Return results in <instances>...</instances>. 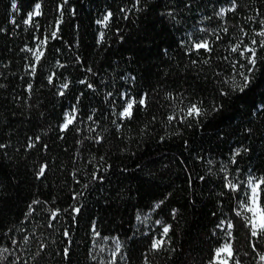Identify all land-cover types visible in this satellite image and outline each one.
<instances>
[{"label":"trees","instance_id":"trees-1","mask_svg":"<svg viewBox=\"0 0 264 264\" xmlns=\"http://www.w3.org/2000/svg\"><path fill=\"white\" fill-rule=\"evenodd\" d=\"M262 21L264 0H0V264H210L229 220L236 259L264 264V238L236 215L248 177L264 176ZM193 103L205 114L184 120Z\"/></svg>","mask_w":264,"mask_h":264},{"label":"snow or ice","instance_id":"snow-or-ice-1","mask_svg":"<svg viewBox=\"0 0 264 264\" xmlns=\"http://www.w3.org/2000/svg\"><path fill=\"white\" fill-rule=\"evenodd\" d=\"M12 7L15 8L16 4L13 3ZM235 7V3L233 2V8ZM41 5L39 3L35 4L34 11L30 12L28 14V18L24 21L25 24H30L32 22V18L35 16L41 15ZM231 10V9H229ZM224 14V9H221L220 15ZM112 17V13L108 12L102 20L97 21L98 24H101L103 26H107L108 22L110 21ZM61 23V20L56 21V30H54L51 33V37L53 39H56L58 37V32H59V24ZM262 27L261 30L257 33V35L264 37V21L261 22ZM100 40H103V33L100 34ZM47 42V39L41 40L39 42V45L36 50L29 49V51L32 52V55L34 56L35 60L38 62L44 55L43 50L40 48V45H43ZM99 42V41H98ZM257 41L253 39L251 41V46L250 45H245L243 50L240 51L241 56L247 55V60L252 67L247 69V73H251L254 71L255 65H256V47ZM259 46L264 48V40H261L259 42ZM194 49L196 51H199L200 49H204L205 51H211L209 42L207 40L196 43L194 45ZM240 50V45L237 44L232 47L233 52H237ZM207 63V61H205ZM36 67L35 65H32V72L35 73ZM240 80L236 81L235 77L232 78V87L233 90H238L241 93H243L251 84V76L249 74H246L245 72H240L239 73ZM49 82H52V77L50 76ZM83 83V81H81ZM64 88H67L68 85L64 84ZM89 87H92V85H89ZM63 93H61L62 95ZM226 94V93H222ZM171 96V94H169ZM147 96H141L138 100L133 98L128 101H126L125 106L123 107L122 111L118 113V116L120 117L121 120L125 119H131L133 117V111L137 106L140 107H147ZM181 112H183V119L187 120L188 118H199L203 116L204 110L201 107L200 103H193L187 106L186 110L182 109ZM176 118L174 115H170L168 117L169 121H172ZM89 119H92L89 117ZM76 120V109L73 108L71 112H66L64 116V122L61 124V130L65 131L71 126L74 121ZM163 139V138H162ZM30 147L32 145H29ZM0 147H4L3 145H0ZM240 153V150L237 149L235 153L233 154V162H235V156H238ZM45 172V166H41L39 169L38 177L42 176ZM95 178V177H94ZM226 179V184L225 187L228 188L229 190L233 192L239 191V185L238 183L233 182L232 180L227 178V175L225 176ZM246 189L247 191L245 192L244 196L238 200V208L236 209V215L241 217L244 222L245 226L249 229L250 235L252 238H264V176H261L259 178L249 176L246 182ZM38 203V201H33V204ZM163 201H160L159 203L156 204L155 207H159L160 204H162ZM31 205L29 206V209L31 210ZM74 211L79 212V209H74ZM58 210L53 211L51 213L52 217L55 218L57 215ZM173 214H175V210H173ZM137 219H140V216H137ZM157 223H161L160 221H157ZM225 224L224 221L221 222V225H218V227H223ZM171 226L170 225H164L163 226V233L161 238H155L152 241L151 244V249L152 250H160L164 244L166 243L165 239L163 237H166L167 234L170 231ZM234 228V224L232 223L231 220L226 222V231L225 235L228 237L227 240L218 248L215 249L214 251V256L212 261H210V264H241V261L236 259V252L234 245L232 243V231L231 229ZM65 235H68L66 232ZM96 235L98 236L99 233L97 232ZM107 239V238H105ZM115 240V251L113 252V260L115 259L116 253H118L121 249V242L113 238ZM43 247V246H42ZM254 247V246H253ZM255 250V247H254ZM68 249H65V254L67 255ZM259 260L261 262H264V254H261L259 256Z\"/></svg>","mask_w":264,"mask_h":264}]
</instances>
